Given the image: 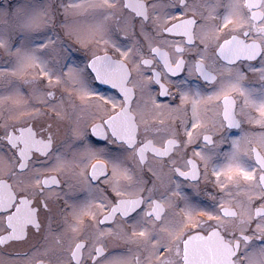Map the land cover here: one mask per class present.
Instances as JSON below:
<instances>
[{
    "label": "snow or ice",
    "instance_id": "1",
    "mask_svg": "<svg viewBox=\"0 0 264 264\" xmlns=\"http://www.w3.org/2000/svg\"><path fill=\"white\" fill-rule=\"evenodd\" d=\"M0 264H264V0H0Z\"/></svg>",
    "mask_w": 264,
    "mask_h": 264
}]
</instances>
